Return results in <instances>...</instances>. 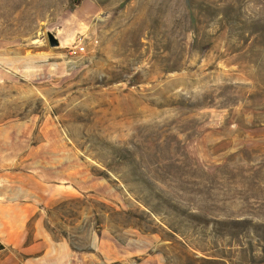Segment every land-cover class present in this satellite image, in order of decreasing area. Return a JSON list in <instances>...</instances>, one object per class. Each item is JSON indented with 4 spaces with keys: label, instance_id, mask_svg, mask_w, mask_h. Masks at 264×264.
I'll use <instances>...</instances> for the list:
<instances>
[{
    "label": "rangeland",
    "instance_id": "1",
    "mask_svg": "<svg viewBox=\"0 0 264 264\" xmlns=\"http://www.w3.org/2000/svg\"><path fill=\"white\" fill-rule=\"evenodd\" d=\"M64 246L264 258V0H0V264Z\"/></svg>",
    "mask_w": 264,
    "mask_h": 264
},
{
    "label": "crops",
    "instance_id": "2",
    "mask_svg": "<svg viewBox=\"0 0 264 264\" xmlns=\"http://www.w3.org/2000/svg\"><path fill=\"white\" fill-rule=\"evenodd\" d=\"M62 255L65 257V264H73V261H72L73 255L69 248L64 246L62 249Z\"/></svg>",
    "mask_w": 264,
    "mask_h": 264
},
{
    "label": "water",
    "instance_id": "3",
    "mask_svg": "<svg viewBox=\"0 0 264 264\" xmlns=\"http://www.w3.org/2000/svg\"><path fill=\"white\" fill-rule=\"evenodd\" d=\"M48 40L52 48H56L60 46V42L54 34L49 33Z\"/></svg>",
    "mask_w": 264,
    "mask_h": 264
},
{
    "label": "built area",
    "instance_id": "4",
    "mask_svg": "<svg viewBox=\"0 0 264 264\" xmlns=\"http://www.w3.org/2000/svg\"><path fill=\"white\" fill-rule=\"evenodd\" d=\"M85 50H86V48H85V46H77V47H75L73 50H72V54L73 55H77V54H80V53H83V52H85Z\"/></svg>",
    "mask_w": 264,
    "mask_h": 264
},
{
    "label": "trees",
    "instance_id": "5",
    "mask_svg": "<svg viewBox=\"0 0 264 264\" xmlns=\"http://www.w3.org/2000/svg\"><path fill=\"white\" fill-rule=\"evenodd\" d=\"M206 260H208L210 262L209 259H206ZM259 264H264V258L261 259V261L259 262Z\"/></svg>",
    "mask_w": 264,
    "mask_h": 264
}]
</instances>
